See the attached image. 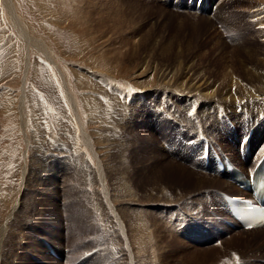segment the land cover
I'll list each match as a JSON object with an SVG mask.
<instances>
[{
	"label": "rangeland",
	"instance_id": "rangeland-1",
	"mask_svg": "<svg viewBox=\"0 0 264 264\" xmlns=\"http://www.w3.org/2000/svg\"><path fill=\"white\" fill-rule=\"evenodd\" d=\"M183 1L0 0V264H130L124 243H114L112 206L138 264L264 259V229L240 234L236 254L200 252L242 233L228 225L218 193L246 194L183 173H204L194 151L208 138L238 163L245 131L226 129L220 121L235 127L228 115L241 123L248 114L252 152L264 142L256 114L264 115V14L255 16L264 1L207 0V13ZM98 7L109 9L107 23ZM197 101L199 121L190 111ZM201 135L208 138L186 143ZM195 216L201 227L186 233L181 222L191 226ZM140 220L153 235L147 250L135 240ZM216 226V237L197 239Z\"/></svg>",
	"mask_w": 264,
	"mask_h": 264
},
{
	"label": "bare ground",
	"instance_id": "bare-ground-1",
	"mask_svg": "<svg viewBox=\"0 0 264 264\" xmlns=\"http://www.w3.org/2000/svg\"><path fill=\"white\" fill-rule=\"evenodd\" d=\"M6 1V0H5ZM84 1V0H83ZM82 0H81V2H80V6L82 5L81 3L83 2ZM86 1V0H85ZM98 1V0H97ZM107 1V0H106ZM114 1V0H113ZM211 1V0H210ZM258 1V0H257ZM261 1H264V0H261ZM89 1H87V3H88ZM174 2V1H173ZM175 2L178 4V5H181L184 1L183 0H175ZM103 3V2H102ZM260 2H258V4H259ZM262 3V2H261ZM264 3V2H263ZM262 3V4H263ZM98 4V3H97ZM7 5H8V3H7ZM82 6H84V5H82ZM95 6V5H94ZM97 6V5H96ZM183 6V5H182ZM9 7V6H8ZM190 8V7H189ZM222 8V6H220V9H218V13L220 14V16H222V13L221 12H219L220 10H222L221 9ZM262 8V7H261ZM9 9L11 10V7H9ZM84 10V9H86V8H80L79 10ZM96 8H94V10H95ZM98 9H99V7H98ZM98 9H96V10H98ZM111 9V8H110ZM192 9V8H191ZM13 10V9H12ZM78 10V11H79ZM100 10V9H99ZM102 10V9H101ZM101 10L100 11H97V12H95L96 14L95 15H97V16H99V20H100V23L102 22V23H104V22H106L107 23V21H109V19H108V17L110 18V16L107 14V12L109 11V9L107 10V12L105 11V12H101ZM262 10V9H261ZM260 10V11H261ZM14 11V10H13ZM117 11V10H116ZM189 11V10H188ZM259 11V10H258ZM11 12V11H10ZM118 12V11H117ZM195 12V11H194ZM255 12H257V11H255ZM84 13V12H83ZM85 13H86V15L88 16V18H89V13H87V11H85ZM109 13V12H108ZM114 13H115V11H114ZM118 13H120V12H118ZM196 13V12H195ZM113 14V13H112ZM117 14V13H116ZM197 14V13H196ZM255 14V13H254ZM261 14H264V9H263V11H261V12H257L256 13V17L257 16H259V15H261ZM77 15V14H76ZM84 14H82V16H83ZM85 15V16H86ZM199 15V14H198ZM204 15V14H203ZM202 16V15H201ZM252 16V15H251ZM96 17V16H95ZM113 17H114V14H113ZM117 17H118V15H117ZM98 18V17H97ZM90 20H91V18H89ZM95 20V19H94ZM116 20V19H115ZM14 22H15V25H16V27H17V29L26 37V40L27 41H29V42H32V40L33 39H30V38H28V35H26L25 33H24V31H23V29L21 28V26L19 25V23H18V21L15 19V17H14ZM94 22V21H93ZM111 22H112V20H111ZM95 23V22H94ZM119 23V22H118ZM264 25V24H263ZM104 26V25H103ZM102 27V26H101ZM99 33V32H98ZM36 42V41H35ZM178 71V70H177ZM174 73H175V71H174ZM168 74V73H167ZM176 74V73H175ZM177 74H179V73H177ZM257 78H258V80H263V78L264 77H262V76H257ZM170 83V82H169ZM168 83V84H169ZM203 86H205L204 84H203ZM169 88V87H168ZM167 88V89H168ZM202 88V87H201ZM170 89H171V87H170ZM209 89V88H208ZM196 90V89H195ZM197 91V90H196ZM203 91V90H202ZM209 91H211L210 89H209ZM209 91H208V93H209ZM214 91V90H213ZM198 92V91H197ZM200 93V92H199ZM202 94V93H201ZM206 95H207V92L205 93ZM211 96H214V95H212V94H210ZM207 96H209V94L207 95ZM206 96V97H207ZM231 96V95H230ZM210 97V96H209ZM224 98V97H223ZM232 98V97H231ZM225 99H227V98H225ZM229 99V98H228ZM233 99V98H232ZM223 100V99H222ZM238 99H236V101H237ZM72 101V100H71ZM70 101V102H71ZM227 101V100H226ZM233 101V100H232ZM227 103H228V101H227ZM229 103H230V101H229ZM228 103V104H229ZM237 103V102H236ZM224 104V103H223ZM73 106V105H72ZM236 106H238V105H236ZM183 107V106H182ZM261 109V108H260ZM259 109V110H260ZM76 110V109H75ZM258 110V109H257ZM234 111H236V110H234ZM77 112V111H76ZM205 112V111H204ZM80 120V119H79ZM81 127V126H80ZM82 128V127H81ZM82 131V130H81ZM82 133H83V131H82ZM85 133V132H84ZM86 135V134H85ZM89 137L87 136V139H88ZM242 138V137H241ZM85 139V138H84ZM90 140V139H89ZM86 141V140H85ZM241 142V141H240ZM88 144H89V142H88ZM91 144V143H90ZM240 144V143H239ZM242 145V144H241ZM243 145H244V149H246L247 148V146L250 148L248 151H246V153H245V155L246 156H244L243 157V161H240V159H239V157H240V152H239V150H238V153H237V158H238V163H236V162H234V158L231 156V159L233 160V162L238 166V167H240L241 169H242V171L243 172H248L249 171V167L248 166H246L245 165V161L246 160H248V158L250 157V154H251V152H252V145H251V142H250V140L248 139V137H246V139H245V141H244V143H243ZM91 146V145H90ZM239 146V145H238ZM121 154V153H120ZM239 154V155H238ZM95 155V154H94ZM96 156H97V153H96ZM261 156H259V158H260ZM98 158V157H97ZM258 158V159H259ZM82 159V158H81ZM257 159V160H258ZM80 160V159H79ZM256 160V161H257ZM98 162V161H97ZM200 162V161H199ZM241 163H244V165H245V167L246 168H243V167H241L240 166V164ZM255 164V163H254ZM254 164L252 165V167H251V169H250V171L252 170V168H253V166H254ZM28 166V165H27ZM48 166V165H47ZM81 167H82V165H81ZM83 168H85V167H83ZM47 169H48V167H47ZM49 169H50V171L52 172V168H50L49 167ZM29 170V169H28ZM99 170H100V173H102L103 171H104V168H103V165L101 164V160H99ZM106 170V169H105ZM26 171H27V168L24 170V173H23V176L25 177V173H26ZM183 171V170H182ZM202 172H203V170H202ZM183 173H186L189 177L190 176H194L195 177V179H196V184L197 185H199L200 186V184H204V183H206L207 181H213V182H218V181H220V182H224V183H226V184H228V185H230L231 187H229V188H232V189H236V190H238L237 188H236V184H235V182L228 176V175H226V176H228V177H225L224 179L222 178V177H218L217 175H212V174H206V173H199V172H197V173H195V172H191V171H183ZM226 174V173H225ZM101 179L102 180H104L105 181V175L102 173L101 175ZM104 179H103V178ZM214 179V180H213ZM217 180V181H216ZM128 183H129V181H128ZM127 185V184H126ZM227 187V186H226ZM27 188V187H26ZM106 190V189H105ZM16 192L18 193V190H16ZM16 194V193H15ZM107 194V192L105 193V195ZM244 194V193H243ZM6 196V195H5ZM4 196V199L7 197V196H9V195H7L6 197ZM11 197V196H10ZM13 197L15 198V200L13 201V203H12V201L10 202V203H12V204H14V207L16 208H18V206H21V205H23L24 203H25V201L24 200H22V202H20L19 201V199H18V197H19V194L15 197V195H13L12 196V198L11 199H13ZM105 197V196H104ZM106 197H107V195H106ZM10 199V198H9ZM9 199H7V201L9 200ZM4 201V200H3ZM6 202V201H5ZM4 202V203H5ZM15 202V203H14ZM112 206V205H111ZM14 207H12V208H14ZM14 208V209H15ZM112 208H113V214H112V219H113V221L111 222V223H113L114 225L116 224V227H118L117 228V230H118V232H119V235H120V238H121V240H116V238L114 239V243H116V242H122V244L124 243V247H125V250H126V253H127V257H128V259H129V262H130V264H134V255H133V253H132V250H131V245H130V242H129V240H128V236H127V231H126V228H125V225H124V223L122 222V220H121V218H120V216L118 215V213H117V211H115V207L114 206H112ZM19 209V208H18ZM13 211V210H12ZM121 211V210H120ZM148 212V211H147ZM147 212H145L144 213V215L145 214H147ZM149 213V212H148ZM11 214V213H10ZM30 217V216H29ZM146 218H148V217H146ZM12 219V218H11ZM147 220V219H146ZM141 221V220H140ZM129 224H130V222H129ZM136 224V232H137V238L135 239L138 243H139V246H138V249H140V250H147L148 249V247L150 246V241H152L151 240V236H153L152 234H151V232L152 231H150L149 230V225H150V223L148 222V223H146L145 221L143 222V221H141V222H137V223H135ZM153 225V224H152ZM4 227V226H3ZM128 228V227H127ZM154 229H155V231H154ZM154 229H153V231L156 233V231H158V229L156 230V228L154 227ZM223 229H226L228 232H231V231H233V229H230V228H228V226L227 227H225L224 226V228ZM262 229H264V227H259V228H255V229H249V230H246V229H242L241 231H242V233H239L238 234V237H237V235H235V236H232L231 238H230V240H228L225 244H223L221 247L219 246V247H217V248H214V247H211L210 249H207V250H203V251H200L202 254H217V255H219V254H222V252L223 251H225V250H232L235 254L236 253H238V248H240L242 245H243V241L240 239V237H239V235L240 234H246V233H248V232H255V231H260V230H262ZM111 230V229H110ZM134 230V231H135ZM152 230V229H151ZM160 230V229H159ZM222 230V229H221ZM2 231V238H4V233H5V228L4 229H2L1 230ZM196 231V230H195ZM209 233H210V235H208V234H199V235H197L198 237H197V239H199V240H207V239H209L210 237H212V236H214V235H216V234H218V233H220L221 231L219 230V227L218 226H216V227H214V230H211V229H209ZM223 231V230H222ZM153 232V233H154ZM225 232V231H224ZM194 233H196V232H194ZM114 234V233H113ZM157 234V233H156ZM158 234H160V232L158 233ZM155 235V234H154ZM160 236V235H159ZM119 237V236H118ZM155 237H156V235H155ZM216 237V236H215ZM154 238V237H153ZM156 239V238H155ZM262 239V241L264 240V236L261 238ZM135 241V242H136ZM155 241V240H154ZM156 241H157V239H156ZM121 246V245H120ZM63 250H65V249H63ZM62 250V251H63ZM0 251H1V245H0ZM52 251L55 253V254H58L57 256L59 257V254L61 255H64V253H62L61 251H58V253L55 251V250H53V249H51V250H49V252H50V254L52 255V256H54V254H52ZM91 251V250H90ZM91 253L92 252H86L85 253V255H91ZM120 256V255H119ZM207 256V255H206ZM216 256V255H215ZM54 257H56V256H54ZM87 257H89V256H87ZM100 258V257H99ZM99 258H97V261L95 262V261H93V264H97L98 263V259ZM121 258V257H120ZM119 261L121 262V259L120 260H118L116 263H118L119 264ZM256 263L257 264H264V259L263 258H260V259H257L256 260ZM101 264H105L104 262L103 263H101ZM108 264V263H107ZM121 264V263H120ZM135 264H138V262H137V260L135 261Z\"/></svg>",
	"mask_w": 264,
	"mask_h": 264
}]
</instances>
